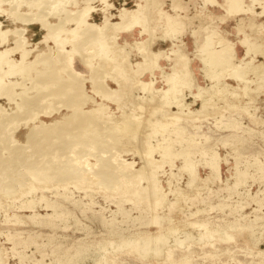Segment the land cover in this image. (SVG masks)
<instances>
[{
    "label": "rangeland",
    "instance_id": "obj_1",
    "mask_svg": "<svg viewBox=\"0 0 264 264\" xmlns=\"http://www.w3.org/2000/svg\"><path fill=\"white\" fill-rule=\"evenodd\" d=\"M79 1L52 0L49 2V0H47V2H45V0H31L30 5V3L26 4V0H0V29L13 31L6 36V41L0 43V50L13 46L17 41L16 39L20 37L22 40L26 38L24 44L26 49L30 51L28 60L34 61L35 59L33 60V58L39 55L41 57L57 56V53L60 51L58 47L61 45H57L55 41H51L52 39L49 40L50 38H47V40L45 38L47 30L46 28L43 29L45 24H53L57 22L58 16L61 17L63 15V12L59 13L61 10H57L58 12L53 11L57 5H62L61 9L67 12L69 10V12L75 10L77 12L90 6L92 10L87 18V22L93 23L98 27L103 26L102 22L105 15H112L111 22H119L117 20V15L118 11L121 9L135 10L139 3L141 5L144 4L143 8H146L145 10L149 11L150 9L149 12H146H148L149 24L153 30L143 33L149 36L148 39L145 40L144 35L141 34V26H134L127 32L131 33L134 28H140L139 36L135 31L133 34L134 38L130 42L125 41L123 43H127L128 45H124L123 49H119L120 52H118V54L121 55V59L118 58L117 60H120L123 68H128V71L125 70L126 75H128V72H131L126 76L127 78L124 79L125 83L124 80L121 81V83L115 81L117 79L114 77V74L112 76V74L109 75L105 73L111 71L113 62L103 56H101L103 60H101V57L95 56L97 50L93 51L94 53L83 51L85 54L73 55V66L81 74L82 79H85V93H87L88 96L94 97L97 102L102 100L104 104L107 103V110L108 112L110 111L112 119L111 126L117 124V136H119L114 146L111 144L108 145L110 148L104 147V143H102L99 149L82 147L79 149L78 153L80 152L79 154H81L80 156L82 157L85 154L87 155V153L88 155H96L95 158L90 156L87 157L88 162L93 164L103 159H113L111 157L113 156L114 159L118 157V161L122 160L125 163L128 162L131 166L128 170H123L125 174L121 173L124 175L122 177L119 176L121 180L120 178L116 180L113 188L101 187L99 189L95 185L93 189L88 188V190H86L89 194L87 196L84 195L85 190L82 189L85 185L79 184L75 180H70L69 183L68 181H50L47 184L48 191L42 193L41 188H43V185H41L42 183L40 181L33 182L27 174L25 176L22 173L23 176L19 177L17 174H13V172L8 173V175L12 173L10 177L16 179V184L14 183V185L17 188L13 186L11 188L12 193L0 191V256L2 259H0V264H2L1 262H3V259L5 261L4 264H168L163 258L165 254L164 249L167 248L173 251V258L177 261L176 264H264V79H258L254 74H249L248 78L253 79V82L248 85V90L244 91L241 88L242 84L238 85L236 80L223 73L224 75L221 77V80H219L220 83L217 84L216 88H222L221 90L224 91H219L217 95L210 96L209 105L203 106V108L202 100L194 97V94L197 92L196 87L206 88L207 85L210 84V82L204 78L200 70L202 68V63L199 62L198 53L195 51V39L198 37L197 39L202 40L207 35L208 30L214 29L219 36L223 34L230 41L235 43V54L238 58H241L244 56L245 50L240 46L239 39H242L246 32L247 35L253 33V39H256L257 43L264 49V15L254 19V23L263 24V29H256L254 31L251 29L250 32V28H248L250 14L248 12L238 13L239 15H231L227 10H224L225 8L219 7L217 4H207L205 6L204 0H177L176 4L181 6L179 10L183 12V15L180 13L178 14L181 15L185 21L184 28L191 21L196 22V27L191 28L192 32L196 30L194 31L196 35L194 34L195 36H193L192 34L194 40L190 45L184 44L181 37L186 34L187 31L185 29V33H183L180 38L179 35L169 38L171 40L169 48L162 51L158 49L157 34L159 32L163 33V29L162 25L155 24L154 19L157 16L155 10L157 11L158 7L167 12V0H159L157 2L156 0ZM215 1L221 4L223 0ZM82 2H84V4ZM106 4L110 5V7H105ZM208 5L215 6V8L210 9ZM253 6L256 13H259V11L261 12V8H259L260 6H258L257 3ZM12 8H14L13 11ZM21 8L25 10L23 11ZM44 8L47 9L45 10ZM219 8L225 12L222 16L218 14L220 13ZM47 10H51L52 12H48ZM21 11H23V13ZM144 11L142 10V14L145 13ZM25 12L26 14L28 13V16L24 17L27 19L29 18L31 23L25 24L20 21L12 20V17L15 16L16 13L26 15ZM45 12H47L50 17ZM10 14L12 15L10 16ZM101 14V21L93 20L96 15L100 16ZM152 14L155 17L151 16ZM208 15L213 17L215 22H211V19L207 18ZM215 16L220 17L222 20L217 21ZM44 18H46V20ZM7 19H10L13 26L8 24ZM231 19L232 21L226 24V22ZM241 23H244L242 28L239 26ZM42 24H44V26ZM221 24H223V31L220 28ZM31 25H37L38 29H40L35 35H32V32L30 33L29 31V29H32V27H30ZM67 25L69 27L72 26V24ZM213 25L217 28H212ZM246 25L247 27H245ZM237 26L243 30L239 32L240 34L237 31ZM19 28L22 31L24 30L21 32V36L17 33L14 34L15 30ZM245 29L246 31H244ZM121 33L123 32H120L119 36ZM118 38L116 39L117 43L123 45ZM140 41L148 42V44L147 42L144 44V49L147 51L144 50L138 53L137 48L133 44L139 43ZM34 46L37 47L35 48ZM178 46L184 48L180 49L181 52L184 50L183 53L187 55V61L191 60L190 63L188 62L189 70L187 68L185 69L188 70V73L189 71L191 72L190 75L188 74L190 76V82L193 76V81L191 82V87L193 88H187L185 86L184 89L183 86L182 90L180 89L179 107L173 103V100L165 99L161 96V92L166 90L168 86L164 80L163 74L173 73L175 70L174 61L176 55H171L170 53L173 48L177 47L176 49H179ZM64 47L70 49L68 45H64ZM148 51H150V54L152 52L156 53L157 58L151 60L152 56L147 53ZM121 53H123V55ZM19 54V52L10 54L9 57L12 59V61L9 59L10 62L19 60ZM124 54L127 55L125 56ZM142 54H148V61L145 55L142 57ZM80 55H86L85 58L95 56L90 59L96 66L101 62L99 66L103 73V81L109 88L113 90L117 89V83L120 84L121 88H123L121 108L117 105L115 106L113 102H109L108 100L104 101L99 95V97L94 95L91 91V83L88 81L91 72L87 67L82 65ZM123 56H125L126 61L123 59ZM104 58L107 61L109 60V63H106L107 61ZM253 58L255 64H264L263 54L257 53ZM168 60L170 61L168 62ZM163 61L167 63H163ZM148 64L149 68H145L148 67ZM139 65H143L140 70ZM3 67L7 69V64L3 63ZM134 68H138L136 69L137 71ZM138 72L143 74L139 76ZM31 73L34 74L33 72ZM129 76H131V78ZM20 78L19 76L13 78L14 80L17 79L20 81L18 87L16 86L14 88L15 91L23 92L26 85L27 87L33 85V83H31L32 81L26 80L27 82L29 81V83H27L20 80ZM21 81H23L22 83L25 82L24 87ZM134 81L137 86L139 85L138 87L135 85ZM139 81L143 83L149 82L150 85H148L149 83L147 84L149 89L143 90L142 86L138 84ZM133 87L137 88L134 89ZM7 90L12 91L10 88H7ZM126 92L129 94H126ZM152 95L155 96L152 97ZM207 98L209 97L205 99ZM169 100L171 102H169ZM0 105L6 109H11L13 106L2 96L0 98ZM88 106H91V104H88ZM179 110L182 111L180 112ZM60 111L61 112L58 113L53 112L51 117L58 116L60 113L65 112L64 108ZM173 113H175V117ZM42 115L43 114L40 116L41 118L48 120ZM164 115L166 117H164ZM166 121H168V123ZM21 122H19L15 132L16 140L18 139L19 142L25 140L26 131H28L32 123L31 119L22 120ZM121 122L122 124L125 123V129ZM126 123L127 125L130 123V125L127 126ZM175 123L176 125L185 127L184 134L188 140H190L193 147L177 138L176 134L173 132L176 127ZM128 127L131 129V134L128 132ZM131 135L133 137H131ZM134 139L137 140L134 141ZM123 144L126 148H122ZM165 150L173 153L169 157H166L164 156ZM180 151L189 152V158L195 164L194 172L196 171L197 175L194 174L197 176V181L191 187L186 185L189 174L184 168H181L184 166V158L179 155ZM100 152L104 154L101 155ZM211 153H215L214 155L218 158V178L214 179L211 178L210 169L206 165L209 154ZM107 154L108 156L106 157ZM145 155L148 159H146ZM98 156H102L100 157L102 160H99L100 158H98ZM96 157L98 161L95 160ZM152 159L153 161H151ZM143 160H145V163ZM150 161L153 166H155L154 168H160L159 170H153L154 178L159 188L166 194L165 205L154 212L149 209V201L142 202L141 204H133L129 201H125L123 195V192L128 188H137L138 185L146 186L145 177L143 179L141 174L145 171L143 173V176H145L144 174L149 171V169H146V167L149 166H145L144 164H148ZM172 165L173 167H171ZM141 169L143 171H141ZM19 170L22 171L23 168H19ZM240 171H245L247 175L239 178L238 185L234 187L235 182H237V172ZM130 173L136 175L132 176ZM127 174L131 177L127 176V178H129L125 179V175ZM15 176H17V178ZM26 180L28 182H26ZM31 182H33V193L27 194L25 191H28ZM38 185H41L40 189ZM127 185V189L124 190ZM14 189H16L18 193ZM174 190H180L185 197L179 198L176 194H173ZM21 192H23V195ZM3 193L5 195H2ZM60 194L64 195L61 196ZM7 195L8 197H5ZM31 199H34L33 210L19 209L22 201ZM48 203L59 206L57 209V216H48L52 214V209L46 207ZM171 203H174L173 207L169 206ZM34 214H36L35 217L33 216ZM154 215L159 218L158 224L151 222ZM199 224H206V228L204 226L201 227ZM158 234H162L166 238V243L162 247V253L164 254L161 255L163 256H160V254L156 255L157 253L154 252L153 248L155 237ZM162 235L161 238H164ZM228 235L230 236L228 237ZM132 241L136 242L133 245L137 244L139 249L130 250V245H132L130 243H134ZM144 242H146L148 246L145 251L142 250L144 248ZM186 256L189 258L187 262H181L179 260L180 257L186 258Z\"/></svg>",
    "mask_w": 264,
    "mask_h": 264
},
{
    "label": "bare ground",
    "instance_id": "obj_2",
    "mask_svg": "<svg viewBox=\"0 0 264 264\" xmlns=\"http://www.w3.org/2000/svg\"><path fill=\"white\" fill-rule=\"evenodd\" d=\"M9 1H11V0H9ZM23 1H25V0H23ZM30 1L31 0H26V4H29ZM51 1L52 0H49V2H51ZM157 1H159V0H156V2ZM45 2H47V0H45ZM176 2H177V0H173V10L181 9V6L179 4H176ZM221 2H222L221 4L220 3L218 4L215 0H204V5L206 6L207 4H217V5H219V7L225 8L224 10H227L231 15L248 12L250 14L249 23H248V28H250L249 29L250 32H251V29L253 31L256 29H258V30L263 29V24L254 23V21H255L254 19L256 17H260V16L264 15V0H223ZM82 3L84 4V2H82ZM256 3L258 4V6H260L259 8H261L260 9L261 12L259 11V13H256V11L254 10L253 5ZM30 5H31V3H30ZM39 6H37V7H39ZM105 7L109 8L110 5L106 4ZM143 7H144V4L141 5L139 3L137 5V9H135V10H125V9L119 10L118 15H117V17H118L117 20L119 22H116V23L111 22L112 15H109V16L105 15L104 20L102 22L103 26L98 27L97 25H95L93 23L87 22V18L90 14V11L92 10V8L90 6L85 7V8L82 7L83 9H81L77 12H76V10L73 12H69L70 11L69 10L68 11L69 13H68L67 11H65V10L63 11L61 9L62 5H57V6H55L53 11L61 10L59 13L63 12V15L61 14L62 15V16L60 15L61 17L58 16L57 22H54L53 24L52 23L50 24L47 22L48 24H45V27H43L44 24H42L43 29L46 28V30H47V34H45V36H46L45 38L46 39L50 38L49 40L52 39L51 41H53V42L55 41V43L59 46L61 45L60 47H58V48H60L59 49L60 51H59V53H57V56H53V57L42 56L41 57L39 55V56L33 58V60L35 59L34 61L28 60V56L30 54V51H28L26 49V46L24 44V41L26 38H24L22 40V38L20 39V37H18V36H17L18 39H16L17 41L14 43L13 46L8 47V48H3L0 50V98H1V96L5 97L6 101H8L11 105H13L11 109H6L0 105V191L12 193L11 188L13 186H15L14 183H15L16 179L10 177V175L12 173L10 175H8V173L13 172V174L15 173L19 177L23 176L22 173L25 176L27 174L28 176H30V179L33 180V182L40 181L42 183L41 185H43V188H41V185H38V186H40L38 188L39 189L41 188L42 193L45 191H48V187H47L48 185L47 184L50 181H53V180L63 181V182L68 181V183H69L70 180H75L77 183L85 185V187L83 186L84 188H82V189L85 190L84 195L87 196L89 194L86 192V190H88V188L93 189V187H95V185L99 189L101 187L102 188H111V187L113 188L114 182L120 178L119 176L122 177L125 174L123 172V170L125 171L126 169L128 170L130 168L131 165L128 162L125 163L122 160L118 161L117 160L118 157H117V159L116 158L114 159V157L111 156L110 154L109 155L113 159L109 158L108 160H104V159L102 160L100 158L102 156H98V158H100L99 160H102V161H98L97 157H96L95 160H97L98 162L93 164V163L88 162L87 157L90 156V157L95 158L96 155H88V153H87V155L85 154L82 157V156H80L81 154H79L80 152L78 153L79 149H81L82 147H90V148L99 149V147L102 146V143H104V147L105 146L108 147V145H110V144L112 146H114L117 143L119 136H117V132H118L117 128H116L117 124L115 126H113V125L111 126L112 119H111L110 111L108 112V110H107V108H108L107 103L104 104L102 102V100L101 101L99 100L100 102H97V101H95L94 97L88 96V94L85 93V91H84L85 79H82L81 74L74 68V66H73V55L74 54H81V53L85 54L83 51L93 52V51L97 50L95 56H99V57L103 56L106 59H109L113 62L112 68L110 67L111 71H108L105 73L109 74V75L112 74V76L114 74V77L117 79L115 81H119L121 83V81H123L125 78H127L126 76H128L131 72L130 73L128 72L127 73L128 75H126L125 70L128 71L127 70L128 68L127 69H126V67L123 68L120 60H117L118 58L121 59V55H119L118 52H120L119 49H123L124 48L123 46L124 45L127 46L128 44L125 43L123 45H119L117 43L116 39L118 38L120 32H127V31L131 30L134 26H138V25L142 27L141 34H143L145 32H150L151 30H153L149 24V15L147 14L150 11V9L148 11V10H145L146 8L144 9ZM107 8H105V9H107ZM5 9H8V8H5ZM152 9H153V7H152ZM155 9H156V7H155ZM13 10H14V8H12V11ZM142 10L143 11L145 10L144 11L145 13L142 14ZM23 11H21V12L23 13ZM49 11H51V10H49ZM146 11H148V12H146ZM155 12H156L157 16L155 17L153 15L155 13H153L151 16L155 17V19L153 17V19L155 20V24L162 25L163 33L165 32L164 35L166 36V38L177 37L178 35L180 38L181 35L183 33H185V29H186V27L184 28L185 21L183 20V17L178 14L179 12H174L175 14H171V13L165 12L164 10H161L160 7H158L157 11L155 10ZM43 13H44V11H43ZM45 13H47V12H45ZM25 14H26V12H25ZM27 14L22 15L21 13H18V14L16 13L15 16L12 17V20L20 21V22L25 23V24L29 23L30 19L28 18L29 19L28 20L26 17H24V16H28ZM204 14H205V12H204ZM11 15L12 14H10V16ZM47 15H48V13H47ZM48 16L50 17V15H48ZM215 17H216L217 21L222 20L220 17H217V16H215ZM207 18L211 19V22H215L213 17H210L208 15ZM44 19L46 20V18H44ZM150 20H151V17H150ZM38 21H39V19H38ZM36 23H37V21H36ZM186 23H187V21H186ZM67 24H72V26L69 27ZM243 24L241 23L239 26L242 28ZM206 27H209V26L207 25ZM240 27L237 26L238 33L243 31ZM245 27H247V25ZM212 28H217V27H214V25H213ZM16 30H15L14 34L17 33L19 36H21V32L24 31V30L23 31L20 30V28L16 29ZM11 31L0 29V39H1L0 43H3L4 41H6V36L9 33H11ZM194 31H196V30H194ZM194 31L192 32L193 36L196 35L195 34L196 32H194ZM219 31H220V29H219ZM244 31H246V29ZM224 33H226V32H224ZM246 33H244V36L242 39H239L240 46H242L245 50L244 56L241 58H238L235 54V49H234L235 43L230 41L223 34H222V36L221 35L219 36L216 33V30H214V29H211L210 31L208 30L207 35L202 40L197 39L198 37L195 39V51L198 53V57L200 59L199 62L202 63V68L200 70L203 73L204 78H206L208 80V82H210V84L207 85L206 88L196 87L197 92H196V94H194V97L200 98V100H202V107L210 104V102H209L210 96L217 95L219 91H224V90H221L222 88L221 89L216 88L217 84L220 83L219 80H221V77L224 74H226V75H228V77H231L234 80H236L237 81L236 83H238V85L242 84L241 88L244 91H247L248 85L253 82V79L248 78L249 74H251V73L254 74L258 79H264V64L263 65H261L259 63L255 64L254 58H253V56L254 55L256 56L257 53L258 54L261 53L264 55V49L261 48L259 43H257L256 39H253V36H254L253 33L249 34V35H247ZM215 36H217V37H215ZM254 38H256V37H254ZM42 42L44 43L45 41H42ZM146 42L147 41H140L139 43L133 44L137 48L138 53H141L145 50L144 44ZM147 44H148V42H147ZM64 45L70 46V49H66L64 47ZM182 45H184V44H182ZM0 46H1V44H0ZM176 48H173L171 53H170L171 55H176L175 61H174L175 70L173 71V73H167V74L164 73L163 74L164 80L168 86H167L166 90L161 92V96H162V98L173 100V103H175L179 107V101H180L179 100V98H180L179 94L181 92L180 89L182 90L183 86H184V89H185V86L187 88H190L191 82L193 81V79H192L193 76L191 78L192 81L190 82V79H189L190 76L189 75L191 74V72L189 71V73H188V70H189L188 64L190 63L191 60L187 61L188 60L187 55L185 53H183L184 50L181 52V49L183 47L181 48V46L180 47L178 46L179 49H176ZM145 51H147V50H145ZM162 51H160V52H162ZM15 52L20 53L19 54L20 59L15 61V62H10V60L12 61V59H10L9 56H10V54H13ZM147 53L150 54V51H148ZM197 53H195V54H197ZM121 54L123 55V53H121ZM148 54H146V55L144 54L146 56V58H147ZM36 55H38V54H36ZM144 55L142 57H144ZM125 56H123L124 57L123 59H125ZM150 56H152L151 60H153L154 58L155 59L157 58V54L154 52H152L150 54ZM193 56H194V54H193ZM85 57H86V55H80L82 65H84V67H87L91 72L89 75V78H88V81L91 83L90 87H92L91 91L94 93L95 96L99 95L104 101L108 100L109 102H113L115 104V106L117 105L120 107L121 101H122V89L123 88H121L119 83H117L118 84L117 89L113 90V89L109 88L107 86V84L103 81V73L101 71V67L99 66V64H101V62H99L96 66L93 64V61L90 59V58H94V57H90V58H85ZM165 57H167V56H165ZM195 57H197V56H195ZM196 59H198V58H196ZM101 60H103V58ZM109 60L108 61L106 60L107 61L106 63H109ZM146 60L148 61V58ZM125 61H126V59H125ZM169 61L170 60H168V62ZM3 63L7 64V69H4ZM124 63H126V62H124ZM143 65H139V70H140V68H142ZM103 66H105V65H103ZM147 66L148 67H145V68H149V64ZM5 67H6V65H5ZM127 67H128V65H127ZM186 68L188 70H185ZM136 69H138V68H136ZM172 69H173V67H172ZM129 70H130V68H129ZM104 71H106V70H104ZM146 71H148V70H146ZM152 71H151V73H152ZM31 72H33L34 74H32ZM140 72H142V71H140ZM140 72H138L139 76H140V74H143ZM160 74H162V73H160ZM16 76L21 77L20 80H23L25 82H27L26 80L32 81L31 83H33V85L31 87H27V85L25 84L26 88L23 89V92L15 91L14 88L16 86L18 87L19 82H20L17 79L16 80L13 79V78H16ZM129 77L131 78V76H129ZM132 77H133V75H132ZM223 79H225V78H223ZM23 81H21V83ZM29 81L27 83H29ZM139 82H138V84H140V86H142L143 90L149 89V87H148V85H150L149 82H148L149 84L143 83L142 81H139ZM24 83H22L23 87H24ZM31 83H30V85H31ZM124 83H125V80H124ZM124 83H123V85H124ZM134 83H135V81H134ZM117 84H115V85H117ZM126 85H127V83H126ZM135 85H136V83H135ZM226 85L228 86L227 83H226ZM130 86H131V83H130ZM193 86H194V84H193ZM137 87H135V88H137ZM7 88H10V90H12V91H8ZM191 88H193V87H191ZM6 90H7V92H6ZM30 91H31V93H30ZM127 93L128 92H126V94ZM127 96H125V97H127ZM154 96L155 95H152V97H154ZM206 97H209V98L205 99ZM147 100H149V99H147ZM164 100H163V102H164ZM170 100H169V102H171ZM88 104H91V106H88ZM169 105H171V104H169ZM132 106H133V104H132ZM62 108H64L65 112L60 113L58 116L51 117V114H53V112H57V113L61 112L60 110ZM131 110H133V109H131ZM179 111L181 112L182 110H179ZM177 113H179V112H177ZM41 114H43L42 116L46 117L48 120L41 118L40 117ZM173 114L175 117V113H173ZM164 117H166V116L164 115ZM28 119H31L32 123H31L29 129L27 128L28 131H26L25 140L23 142H19L18 139L16 140V137H15V132L17 130L16 127L18 126L19 122H21L22 120H28ZM194 119H196V118H194ZM170 121H172V120H170ZM166 122L168 123V121H166ZM21 123H23V122H21ZM121 124H122V122H121ZM124 124L125 123H123L122 125H123V128L125 129ZM126 125H127V123H126ZM129 125H130V123L127 126H129ZM175 125H176V123H175ZM118 126H119V124H118ZM181 126L182 125H176L173 132L176 134L177 138L180 141H184L187 143V145L193 147V145L190 143V140H188V138L184 134L185 127H181ZM130 128H132V127H130ZM128 130H127L128 132L131 131V129H129V127H128ZM132 131H133V129H132ZM150 131H151V129H150ZM130 134H131V132H130ZM123 136H125V135H123ZM131 137H133V136L131 135ZM134 137H136V136H134ZM129 139H130V137H129ZM136 140L134 139V141H136ZM124 144H126V143H124ZM124 144L122 145V148H126L124 146ZM158 146H159V144H158ZM108 148H110V147H108ZM164 152H165L164 156H166V157H169L173 153V152L167 151V150H165ZM121 153H122V151H121ZM103 154L101 153V155H103ZM214 154H212V153L209 154V159H208V162L206 163V165L210 169L212 179L218 178L217 177V174H218V169H217L218 168V158ZM175 155L178 156L177 154H175ZM179 155L184 158V166L181 168H184V170H186L189 174V178H188L186 185L188 187H191L197 181L196 171L194 172L195 164L189 158V152L180 151ZM107 156H108V154L106 155V157ZM142 156H144V155H142ZM146 159H148L147 156H146ZM143 161L145 163V160H143ZM151 161H153V159ZM151 161L148 164L143 163L145 166H149V167H146V169H149V171H147L144 174L145 176H143V173L145 171L141 174V177L143 179L145 177L146 186L138 185L137 188L135 187V188H131V189L128 188L127 189V187H128V185H127L126 188L124 189V190H126V189L127 190L126 191L123 190L124 186H123L122 190L124 191L123 195L125 197V201H129L133 204H141L142 202H148L149 201V209H150V211L154 212V211H157L158 208H161L163 205H165L166 194H164L162 192V189L159 188V186H158V184L154 178V171L153 170H155L157 168H154L155 166H153ZM159 165H160V163H159ZM171 167H173V165ZM19 168H23V170H22L23 172L20 171ZM159 169H157V170H159ZM141 171H143V170L141 169ZM126 172H128V171H126ZM121 173H124V174H121ZM130 175L133 176L136 174L130 173ZM246 175H247V173L245 171L237 172V175H236L237 182H235L234 187H236L238 185V179L245 177ZM125 176H126L125 177V179H126L127 176H129V175L127 174ZM15 177L17 178V176H15ZM129 177H131V176H129ZM24 180H25V177H24ZM120 180H121V178H120ZM26 182H28V181L26 180ZM33 182H31V185H30V188L28 189V191H25V192H27V194L33 193V186H32ZM126 182H128V181H126ZM129 183H130V181H129ZM20 185H22V184H20ZM35 186H36V184H35ZM14 190L17 191L16 189H14ZM95 190H96V188H95ZM122 190H121V195H122ZM17 193H18V191H17ZM21 193L23 195V192H21ZM13 194H11V195H13ZM173 194H176L179 198L185 197V195L180 190L179 191L174 190ZM0 195H1V193H0ZM2 195H5V194L3 193ZM60 195L63 196L64 194H60ZM5 197H8V195ZM16 197H18V196H16ZM174 203H176V202H174ZM174 203H171L169 206L173 207ZM46 207L52 209V214H50L48 216H51V217L57 216V213H58L57 209L59 207L58 205L53 204V203H48V204H46ZM33 208H34V199L22 201L21 205L19 206V209L33 210ZM35 215L36 214H34L33 216L35 217ZM151 222L154 224H158L159 223L158 216L154 215L152 217ZM200 226L205 227L206 224H201ZM161 235L162 234H160V235L158 234L155 237V242H154L153 248H154V252L157 253L156 255L160 254V256H163V255H161V254H164V253H162V251H163L162 247L166 243V241H165L166 238L163 235H162V237H164V238H161ZM229 236L230 235H228V237ZM204 241H206V240H204ZM132 242H134V241H132ZM135 243L136 242L130 243V244H132V245H130V250H137V248L139 249L137 244L133 245ZM143 245H144V248L142 250L145 251L148 247L147 243L144 242ZM188 245H189V243H188ZM164 250H165V254L163 256L164 260L167 261L168 264H176L177 261H175V259L173 258V251L169 250L168 248L164 249ZM182 257H180V259H179L181 262H183V261L187 262L189 259L187 256H186V258H182ZM0 259H1V256H0ZM99 261H100V259H99ZM1 263L2 264L5 263L4 259H3V262H1Z\"/></svg>",
    "mask_w": 264,
    "mask_h": 264
},
{
    "label": "crops",
    "instance_id": "obj_3",
    "mask_svg": "<svg viewBox=\"0 0 264 264\" xmlns=\"http://www.w3.org/2000/svg\"><path fill=\"white\" fill-rule=\"evenodd\" d=\"M131 1H133V0H131ZM166 2H168L167 3L168 4V7H167V10H166L167 12H169V13L179 12L181 15H183V12H181L180 10H177V11L176 10H173V3H172L173 0H167ZM208 8L214 9L215 6L208 5ZM219 10H220V13H218L219 15L225 14V12L222 9L219 8ZM93 20L94 21H97V20L101 21L102 20V14L100 16L99 15H96ZM229 21H232V19L231 20H228L226 22V24H228ZM7 22H8V24L10 26H13L12 23L10 22V20L7 19ZM192 23H194V24H192ZM196 25H197L196 22H190V23L187 24V26H186V31L187 32H186L185 35H183L181 37V39L184 42V44L190 45L193 42L194 39H193V36H192V29L191 28L196 27ZM220 26H221L220 28L223 30V24H221ZM30 27H32L31 30L29 29L30 33L32 32V35H35L40 30V29H38V26L37 25H31ZM135 31L138 33V36H139L140 28H134L131 33H128V32L121 33L120 36H119V38H118V40H120L122 42V44L125 41L126 42H130L134 38L133 37L134 36L133 34H134ZM235 33H236V31H235ZM157 35H158L157 44L159 46L158 49L159 50H167L169 48L170 44H171V40L169 38H166V36H164V34L161 33V32H159ZM144 38L147 39L148 36L147 35H144ZM163 63H167V62L163 61Z\"/></svg>",
    "mask_w": 264,
    "mask_h": 264
}]
</instances>
